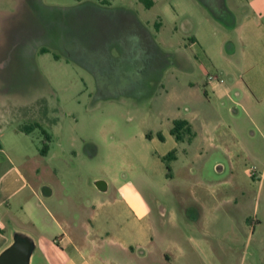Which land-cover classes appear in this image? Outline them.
<instances>
[{"label":"rangeland","instance_id":"rangeland-1","mask_svg":"<svg viewBox=\"0 0 264 264\" xmlns=\"http://www.w3.org/2000/svg\"><path fill=\"white\" fill-rule=\"evenodd\" d=\"M205 21L217 39L236 40L200 0H153L151 8L141 0H0V126L7 127L0 187L21 185L10 160L35 157L45 135L17 130L38 123L52 143L48 156L28 163L42 168L31 183H56L47 163L81 201L112 197L117 184L136 186L168 229L176 215L195 224L190 235L205 251L194 264H264V107L249 108L234 90L257 127L229 98H213L216 111L194 122L191 92L171 84L175 77L200 87L210 75L228 79L224 55L217 60L191 41ZM217 46L210 48L216 54ZM21 106L33 117L21 112L12 120L11 108ZM175 119L190 121L196 136L181 144L169 178L159 156L169 143L146 135L169 131ZM101 180L111 184L108 193L96 187ZM42 262L37 253L31 264Z\"/></svg>","mask_w":264,"mask_h":264},{"label":"crops","instance_id":"crops-1","mask_svg":"<svg viewBox=\"0 0 264 264\" xmlns=\"http://www.w3.org/2000/svg\"><path fill=\"white\" fill-rule=\"evenodd\" d=\"M200 2L215 20L236 35L235 41L225 37L223 41L217 39L212 34L210 22L205 21L207 28L191 37L193 45L207 50H204L205 54L209 53L217 60L224 55V67L221 68L228 79L223 84L206 80L204 86L200 87L198 83L186 84L175 77L171 84L179 92H191L195 108L192 121L195 122L200 113L216 111L211 103L213 98H229L249 115L257 127L246 107L236 101L232 93L236 90L237 100L243 99L253 110L264 107V0H236V9L229 6L227 0ZM156 26L159 29L161 25L157 23ZM224 40L230 42L227 52L223 47ZM215 43L218 44L217 54L210 49ZM155 46L158 47L156 43ZM176 55L192 64L186 51L178 50ZM169 61L174 64V61ZM11 111L12 120L21 112V116L27 114L26 118L33 117L27 106L11 108ZM235 112L238 113V110L235 109ZM188 122L192 127L191 122ZM35 124L38 123L19 126L17 131L29 135L31 133L21 128ZM6 128L0 126V132L7 131ZM171 129L164 133L158 132L162 134L163 140L154 134L150 138L152 141L169 143L168 148H161L159 155L165 167L163 157L177 150V160L174 161L177 162L179 149L184 144L177 143L171 135ZM49 152L50 149L46 156ZM90 154L94 156L96 153ZM46 156L39 152L35 157ZM35 157L24 156L25 160L19 164L10 160L14 167L11 172H15L21 185L15 188L0 187V254L13 244L16 234L33 240L35 250L32 258L38 253L43 260L41 264H194L196 256L205 251V243L201 241L197 244L190 235L195 231V224L187 216L178 217L179 220L175 219L176 215L171 229H168L165 221L153 216L149 202L136 186L117 184L113 186L112 197L81 201L75 194L64 191V187L59 184L57 171L52 170L47 163L44 168L56 183H31L29 177H39L42 170L37 161L28 164ZM98 182H103L101 188L97 186ZM96 187L102 193H108L111 184L101 180L96 182ZM186 203L181 201L188 207ZM199 203L205 206L204 201ZM185 212L188 214L190 211L186 208Z\"/></svg>","mask_w":264,"mask_h":264},{"label":"trees","instance_id":"trees-1","mask_svg":"<svg viewBox=\"0 0 264 264\" xmlns=\"http://www.w3.org/2000/svg\"><path fill=\"white\" fill-rule=\"evenodd\" d=\"M82 1V0H77ZM148 8H151L153 6L152 0H141ZM35 129H40L41 132L45 135V138L43 140V146L40 150V153L42 156H46L49 149L50 144L52 142V137L47 134V132L38 124H35L33 126L29 127H22L21 130L27 133H32ZM171 135L175 138L177 143H187L191 144L195 139V133L192 130L191 125L187 120H174L173 127L171 129ZM158 137L160 140H163L162 134H158ZM147 138H151V134L147 135ZM177 160V150H172L170 153H168L165 157H163V162L166 165L167 168V177H171L172 168L171 163Z\"/></svg>","mask_w":264,"mask_h":264},{"label":"water","instance_id":"water-1","mask_svg":"<svg viewBox=\"0 0 264 264\" xmlns=\"http://www.w3.org/2000/svg\"><path fill=\"white\" fill-rule=\"evenodd\" d=\"M103 182H98L101 188ZM46 194V193H44ZM35 243L29 237L16 234L13 244L0 254V264H31Z\"/></svg>","mask_w":264,"mask_h":264},{"label":"built area","instance_id":"built-area-1","mask_svg":"<svg viewBox=\"0 0 264 264\" xmlns=\"http://www.w3.org/2000/svg\"><path fill=\"white\" fill-rule=\"evenodd\" d=\"M208 82L209 83H216V84H223L224 80L222 78H220L219 76L210 75L208 77ZM253 173H254V171H253Z\"/></svg>","mask_w":264,"mask_h":264}]
</instances>
